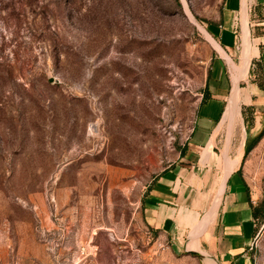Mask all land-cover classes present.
<instances>
[{
    "label": "rangeland",
    "instance_id": "1",
    "mask_svg": "<svg viewBox=\"0 0 264 264\" xmlns=\"http://www.w3.org/2000/svg\"><path fill=\"white\" fill-rule=\"evenodd\" d=\"M224 3L0 0V264H203L149 229L143 201L193 132L211 60H227L210 33ZM243 54L219 136L235 167L264 131ZM241 176L264 264V134Z\"/></svg>",
    "mask_w": 264,
    "mask_h": 264
},
{
    "label": "crops",
    "instance_id": "2",
    "mask_svg": "<svg viewBox=\"0 0 264 264\" xmlns=\"http://www.w3.org/2000/svg\"><path fill=\"white\" fill-rule=\"evenodd\" d=\"M243 19L247 24L244 33ZM211 28L223 52L237 66L239 56L244 58L243 48L251 53L242 82L247 77L250 82L255 72L264 77V0H225L222 16ZM232 75L228 61L218 52L211 60L203 101L184 150L149 187L143 201L149 229L171 240L176 251L189 248L201 254L203 264H254L251 255L258 224L251 204L257 202L238 173L244 151L235 167V161H230L235 158L231 156L235 139L219 138L224 121L239 113L228 110L235 85ZM249 89L250 101L244 106L264 104V91L251 83ZM241 96L239 87L238 106ZM228 142L231 172L224 159Z\"/></svg>",
    "mask_w": 264,
    "mask_h": 264
},
{
    "label": "trees",
    "instance_id": "3",
    "mask_svg": "<svg viewBox=\"0 0 264 264\" xmlns=\"http://www.w3.org/2000/svg\"><path fill=\"white\" fill-rule=\"evenodd\" d=\"M220 16H222V11H221ZM216 25H217V22L210 23V26H216ZM210 33L216 39V36L212 32H210ZM251 85H253L254 88L258 89L259 91H264V77H263V75L260 72H255L254 74H251ZM263 134H264V131L262 132V134L258 138H256L254 140L253 144L250 146V148L248 149V151L245 152V154L243 156V159L241 161V165H240V168L238 170V173H242V166H243V164H244V162L246 160V157L248 155L249 150L252 149L257 144V142L261 139V137H262ZM251 206H252V211H253V217L258 222L259 219H260V217H261V214H260L261 209L257 205L256 206H253L251 204Z\"/></svg>",
    "mask_w": 264,
    "mask_h": 264
},
{
    "label": "bare ground",
    "instance_id": "4",
    "mask_svg": "<svg viewBox=\"0 0 264 264\" xmlns=\"http://www.w3.org/2000/svg\"><path fill=\"white\" fill-rule=\"evenodd\" d=\"M204 32V31H203ZM208 36V35H207ZM209 37V36H208ZM220 48V47H219ZM221 49V48H220ZM249 52V51H248ZM246 57V56H245ZM226 58H227V60L229 61V63L230 64H232L234 67H236L235 66V64L232 62V60H231V58L230 57H228V56H226ZM239 68V67H238ZM244 68V67H243ZM240 72V71H239ZM246 72V71H245ZM243 73V69L241 70V74ZM239 80V79H238ZM238 94H239V90H238V88L236 87L235 88V90H234V92H233V94H232V98H231V103H230V106H229V109L228 110H231V109H233V110H237V111H239V106H238V104H237V100H238ZM231 165V164H230ZM230 165H229V168H228V171L229 172H231L230 171ZM194 252H196V251H194Z\"/></svg>",
    "mask_w": 264,
    "mask_h": 264
},
{
    "label": "water",
    "instance_id": "5",
    "mask_svg": "<svg viewBox=\"0 0 264 264\" xmlns=\"http://www.w3.org/2000/svg\"><path fill=\"white\" fill-rule=\"evenodd\" d=\"M50 82H52V81H50Z\"/></svg>",
    "mask_w": 264,
    "mask_h": 264
}]
</instances>
